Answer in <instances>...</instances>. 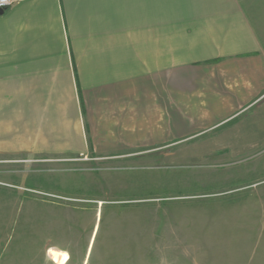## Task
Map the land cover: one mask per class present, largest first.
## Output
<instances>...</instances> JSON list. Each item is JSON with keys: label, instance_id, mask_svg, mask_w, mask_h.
I'll return each mask as SVG.
<instances>
[{"label": "crops", "instance_id": "0c3cea01", "mask_svg": "<svg viewBox=\"0 0 264 264\" xmlns=\"http://www.w3.org/2000/svg\"><path fill=\"white\" fill-rule=\"evenodd\" d=\"M5 126L32 158L262 157L264 0H20L0 14Z\"/></svg>", "mask_w": 264, "mask_h": 264}, {"label": "rangeland", "instance_id": "374dc122", "mask_svg": "<svg viewBox=\"0 0 264 264\" xmlns=\"http://www.w3.org/2000/svg\"><path fill=\"white\" fill-rule=\"evenodd\" d=\"M26 145L0 127V264H264V155L130 168Z\"/></svg>", "mask_w": 264, "mask_h": 264}, {"label": "built area", "instance_id": "2783aa9c", "mask_svg": "<svg viewBox=\"0 0 264 264\" xmlns=\"http://www.w3.org/2000/svg\"><path fill=\"white\" fill-rule=\"evenodd\" d=\"M20 0H0V10H7L11 6L18 3Z\"/></svg>", "mask_w": 264, "mask_h": 264}, {"label": "bare ground", "instance_id": "6f19581e", "mask_svg": "<svg viewBox=\"0 0 264 264\" xmlns=\"http://www.w3.org/2000/svg\"><path fill=\"white\" fill-rule=\"evenodd\" d=\"M51 257L55 259L56 260L55 262H57L58 264H63V259L60 255L53 252L51 253Z\"/></svg>", "mask_w": 264, "mask_h": 264}, {"label": "water", "instance_id": "95a60500", "mask_svg": "<svg viewBox=\"0 0 264 264\" xmlns=\"http://www.w3.org/2000/svg\"><path fill=\"white\" fill-rule=\"evenodd\" d=\"M4 13V10H0V14H3Z\"/></svg>", "mask_w": 264, "mask_h": 264}]
</instances>
